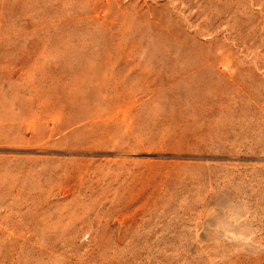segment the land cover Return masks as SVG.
<instances>
[{
    "label": "rangeland",
    "instance_id": "374dc122",
    "mask_svg": "<svg viewBox=\"0 0 264 264\" xmlns=\"http://www.w3.org/2000/svg\"><path fill=\"white\" fill-rule=\"evenodd\" d=\"M0 264H264V0H0Z\"/></svg>",
    "mask_w": 264,
    "mask_h": 264
}]
</instances>
